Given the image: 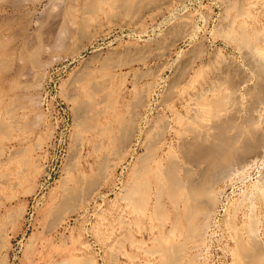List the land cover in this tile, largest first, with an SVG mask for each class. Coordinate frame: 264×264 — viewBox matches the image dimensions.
<instances>
[{
  "label": "rangeland",
  "instance_id": "374dc122",
  "mask_svg": "<svg viewBox=\"0 0 264 264\" xmlns=\"http://www.w3.org/2000/svg\"><path fill=\"white\" fill-rule=\"evenodd\" d=\"M113 1L109 0L108 4L102 8L106 11L103 12L101 9L95 16L94 22L86 23V29H82L83 27L78 25L75 28V22L70 21L68 14L66 15L70 0H0V50H3L0 51V57L4 56L0 64L2 66L0 67V84L2 83L0 103L3 102L0 104L2 106L0 107L2 109L0 111V163L2 162L0 164V230L1 233L4 231L2 238L0 236L2 241L0 264H68L69 260H71L69 264H165L161 257L163 256L161 250L165 248L174 250L180 246L182 248L180 247L179 250L178 262L182 257L180 261L183 262L182 264H245L241 263L242 258L244 260L247 258L239 253V242L242 237L246 240V227L250 223L254 222L259 226L255 235L256 238L258 237L257 242L260 238L259 242L264 245V184L262 183L264 182V155L253 159L243 167H235L226 177L227 179L213 184L217 189L215 193V187L212 186L217 205H214L215 208L210 211V217L199 219L203 225L194 236L187 239L184 231L180 232L181 228L175 225L176 215L182 213L183 204L174 206L170 198H167L164 188L162 195V186L160 185L159 188L155 185L154 178L149 176L146 178L150 183L149 187H153L147 188L146 200L141 201L142 197L137 195L129 197V194L133 187L131 184L134 185L138 174L144 172L142 169L144 167L139 166L144 165L146 160L156 157L154 161L146 163L150 168L145 173L157 166L164 169L167 158L181 159L177 160V163L180 168H183L185 154L183 156V151L182 153L180 151L183 139L181 137H184L186 133V129L183 128L188 127V121L191 123L193 120L191 116L195 110H199L195 103H198L201 98L211 99L214 93L220 92L217 89L222 90L225 85L224 90H228L230 80H238L245 74L249 76V80H252L248 82L249 84L259 82L257 78H254L256 77L254 70L250 69L253 66L252 59L258 62L264 56L262 51L264 48V0H153L155 3L150 0H136L134 3L137 5L134 3L130 5V7H138L135 11L127 10L131 9L128 6V8L125 7L126 9L117 8L113 6ZM146 2L150 4L144 5ZM241 32L251 38L253 48L259 53L256 55L258 57L252 58L250 55L248 58L247 49L243 50V46L235 40ZM3 41H5L4 44L9 42L5 44L6 47L2 44ZM148 45L150 48L147 47ZM257 47L261 50L260 52ZM12 52L14 54H11ZM105 62L121 64L123 68L110 72L109 85H104L102 87H105L104 89L93 92L91 94L93 97L90 95L91 99H89L85 97L77 80L90 69L95 75L93 77L99 80L100 70L98 69ZM230 64L234 66L235 71H239L234 72ZM238 67L239 69H236ZM182 68L188 71L184 72ZM217 71L221 72L223 79ZM230 71H233L232 75ZM227 72L232 78H225ZM229 74L228 77H230ZM2 78H7V82ZM179 78L182 81L178 80ZM256 79L258 81H255ZM223 80L225 85L222 84ZM174 82L178 87L174 86ZM261 83L264 85V82ZM217 84H220V87ZM202 89L205 93L201 92ZM72 90L77 92L72 93ZM238 93L237 103L244 107L248 97L244 94L246 90H240ZM197 95H199L198 98ZM74 96H77L78 100H75ZM83 101L93 104L84 114L79 108ZM263 103L264 90L262 106L257 115L260 118V126L264 125ZM95 108L101 118L103 116L102 119L96 111L94 112ZM109 108L113 110L110 111ZM94 114L96 116L93 117ZM85 115L93 118L90 123L93 125L89 128L83 126V120L87 118ZM125 116L129 119L126 120ZM119 117L129 124L126 121L123 123L116 121L115 118L119 119ZM95 121L99 124H94ZM130 126L135 127L132 133ZM157 128L160 131L159 134ZM126 129H129L130 133ZM121 132L124 134L121 135ZM151 136L155 138L152 137V139ZM123 137L125 140L129 138L132 140H126L127 145L126 143L122 145ZM150 139L156 140L152 142ZM112 140L114 142H111ZM116 142L121 145H117ZM153 143L156 144L155 147ZM149 148L151 150L154 148L153 150L156 149L157 152H153L155 154L150 156ZM14 151L17 154L13 153ZM147 156L151 158L148 159ZM18 165L23 166L21 168ZM201 167L206 168L204 164ZM182 168L180 175L184 178L182 173L184 168ZM73 169L74 172H72ZM78 169L79 172H77ZM98 169L101 170L98 171ZM137 170L139 173L136 172ZM198 171L199 169H194L196 176L199 174ZM82 174L86 176L83 178ZM17 178H19L18 181ZM6 179L7 181H4ZM88 183L93 186L92 189L95 192L87 185ZM62 188L65 192L73 190L71 197L75 196V198L70 197L65 201V192ZM125 197L127 199L133 197V199L130 202V199L127 200ZM158 198H161L159 200L162 202L159 200L158 202ZM134 199L136 201H133ZM142 202L146 209L143 207L144 214L140 207L143 206ZM140 203L142 205H139ZM69 204H72V207L67 206ZM135 204L137 206H134ZM155 204L156 206L164 204L166 207L158 206L163 211L158 209L157 214L155 210L158 207L156 208ZM133 207H135L134 210H132ZM178 209H181V212ZM254 210L255 212H252ZM48 212L53 214L51 220L52 215ZM148 212H151V216ZM153 213L156 216L152 215ZM249 213L257 215L255 217L253 215V219H257L250 220L252 215ZM164 217L166 218L163 219ZM235 217L237 220L231 221ZM156 218L162 219L159 220L162 226ZM56 221H59V225ZM234 221L236 225L233 224ZM173 223L174 225H171ZM55 225L58 226L54 228ZM154 227L156 229H152ZM171 228L174 229L171 231ZM124 230L129 231L126 233ZM258 233L260 236H257ZM178 234L184 235L178 236ZM158 240H161L160 245L157 243ZM167 243L171 245L168 246ZM118 244L120 247L117 246ZM262 245L259 244L260 247ZM261 248L264 250V246ZM26 252L29 253L28 256ZM180 262L178 264H181Z\"/></svg>",
  "mask_w": 264,
  "mask_h": 264
},
{
  "label": "bare ground",
  "instance_id": "6f19581e",
  "mask_svg": "<svg viewBox=\"0 0 264 264\" xmlns=\"http://www.w3.org/2000/svg\"><path fill=\"white\" fill-rule=\"evenodd\" d=\"M15 1V0H14ZM109 1V0H108ZM108 1L107 0H70V6H69V8H68V11H67V13H66V15L68 14V17L70 18V21L72 20L73 22H75V25H74V27L76 26V25H78V26H80V27H83L82 29H86V23H89V24H91L92 22L91 21H93L94 22V18H96L95 16L97 15V13L99 12V11H101V9L106 5V4H108ZM136 0H114L113 1V6H116L117 8L119 7V8H121V7H126V8H131V9H127V10H130V11H135L138 7H134V6H132V7H130V5L132 4V3H134ZM142 1H145V0H142ZM150 1H153V0H150ZM154 1H157V0H154ZM153 1V3H155ZM110 3H112V2H110ZM141 3V2H140ZM144 3V2H143ZM142 3V4H143ZM152 2H151V5L153 4ZM158 3V2H157ZM148 4H150V2L148 3ZM147 4V2L144 4V5H148ZM134 5H137V3L135 4L134 3ZM128 6V7H127ZM1 7V6H0ZM13 7V6H12ZM109 7V6H108ZM111 7H112V5H111ZM236 7V6H235ZM114 8V7H113ZM125 8V9H126ZM132 8H134V9H132ZM234 8V7H233ZM105 9V8H104ZM109 9V8H108ZM115 9V8H114ZM109 10H111V9H109ZM116 10V9H115ZM115 10H114V12H115ZM122 11L124 10V9H121ZM121 10H119V11H121ZM240 10V9H239ZM102 11L104 12V11H106V9L105 10H103L102 9ZM112 11V10H111ZM117 11V10H116ZM113 12V11H112ZM243 12V11H242ZM118 13H120V12H118ZM105 14V13H104ZM108 14V13H107ZM121 14H122V12H121ZM118 15V14H117ZM249 14H247V16H248ZM119 16V15H118ZM68 17H66L67 19H69ZM250 18V17H249ZM2 19V18H1ZM3 20V19H2ZM6 20H7V18H6ZM6 20H5V22H6ZM1 21V20H0ZM89 21V22H88ZM2 22H4V21H2ZM9 22V21H8ZM91 22V23H90ZM72 24V23H71ZM70 24V25H71ZM95 24V23H94ZM171 24V23H170ZM3 25V24H2ZM6 25V24H5ZM9 25V24H8ZM234 25V24H233ZM241 25H243V24H241ZM240 25V26H241ZM7 26V25H6ZM77 26V27H78ZM169 26V25H168ZM242 27V26H241ZM76 28V27H75ZM181 28V27H180ZM179 28V29H180ZM231 29V28H230ZM245 29V28H244ZM243 29V30H244ZM6 30V29H5ZM241 30V29H240ZM2 31V30H1ZM167 31V30H166ZM238 31V30H237ZM80 32V31H79ZM78 32V33H79ZM235 32V31H234ZM240 32V31H239ZM243 32V31H242ZM240 33V34H238L237 36H236V38H235V40L240 44V45H242V46H240V47H242L243 48V50L244 49H247V51H248V54H249V56H248V58L250 57V55H251V57L253 58V57H258V56H256V55H258L259 53H258V51L255 49V48H253V45H252V41H251V38L250 37H248V35H246L245 33ZM167 33H169V32H167ZM181 33V32H180ZM177 34H178V32H177ZM258 34H259V32H258ZM259 35H261V34H259ZM259 35H258V37H259ZM82 36H83V34H82ZM157 37V36H156ZM178 37V36H177ZM180 37V36H179ZM178 37V38H179ZM228 37V36H227ZM258 37H256L257 39H258ZM6 38V37H5ZM255 38V39H256ZM3 39V38H2ZM7 39V38H6ZM9 39H11V38H9ZM163 39V38H162ZM228 39V38H227ZM260 39V38H259ZM12 41V40H11ZM255 41V40H254ZM254 41H253V43H254ZM4 42L5 41H3V43L2 44H4ZM177 42V41H176ZM9 43V42H8ZM7 42L5 43V44H8ZM158 43V42H157ZM161 43V42H160ZM4 44V47H6V45ZM11 44V43H10ZM9 44V45H10ZM30 44V43H29ZM159 44V43H158ZM167 45V44H166ZM2 46V45H1ZM8 46V45H7ZM161 46H163V45H161ZM257 46V45H256ZM3 47V46H2ZM147 47H149L150 48V46L148 45ZM163 47H165V46H163ZM34 48V47H33ZM39 48V47H38ZM258 48V50H259V52L261 51L260 49H259V47H257ZM24 50L26 49V48H23ZM22 49V51H24ZM144 49V48H143ZM146 49V48H145ZM264 49V48H263ZM262 49V51L264 52V50ZM13 50V49H12ZM27 50V49H26ZM0 51H3V50H0ZM9 51V50H8ZM147 51V50H146ZM162 50H160V52H161ZM246 51V50H245ZM36 52V51H35ZM155 52V51H154ZM163 52V51H162ZM1 53H4V52H1ZM10 54V53H9ZM11 54H14L13 52L11 53ZM11 54L9 55V56H11ZM27 53H25V55H26ZM156 54V53H155ZM160 54H162V53H160ZM5 55H7V53H5ZM159 55V54H158ZM13 56V55H12ZM112 56V55H111ZM260 56H262V55H260ZM8 57V56H7ZM161 57V56H160ZM2 58H4V56L2 57H0V64H2L1 63V59ZM9 58V57H8ZM12 58V57H11ZM23 58H24V56H23ZM7 59V58H6ZM28 59H30V58H28ZM258 59V58H257ZM256 59V60H257ZM8 60V59H7ZM23 60V59H22ZM26 61H27V59H25ZM145 60V59H144ZM258 60H260V59H258ZM257 60V61H258ZM3 61H4V59H3ZM29 61V60H28ZM27 61V62H28ZM118 61V60H117ZM252 62V67H251V69L250 70H254L253 72H254V74H255V76L256 77H254V78H257L258 80H259V82H254V83H252V84H249L248 82L251 80H249V76L247 75V76H245L244 74V76H242V77H239V79L238 80H230V82H229V87L227 88L228 90H224V89H226L225 87H226V85H225V83H224V80H223V83L222 84H224L225 85V87L222 89V90H220L219 88L217 89V90H219L220 92H216V93H214L213 94V97H211V99H205V98H201L200 99V101L198 102V103H195L198 107L197 108H199V110L201 111V112H199V110H195V109H193V108H191V109H193V110H195V113H194V111L192 112V116H191V114L189 115V116H191L192 118H193V120H192V122L190 123V121H188V127H186V126H184V127H186V128H183V129H186V133H185V136L184 137H181V138H183L182 139V141H181V139H180V141L182 142L181 143V145H182V147H181V145H180V151H181V153H182V151H183V153H182V155L184 156V154H185V158L183 159L184 161H185V165L184 164H182V165H184L183 166V170H184V172H182V173H184V178H182L181 177V175H180V172H181V168L178 166V163H177V160H181V159H177L176 160V158H175V160H173V159H171V158H167L168 160H167V164L165 165V168L164 169H161V167H158L157 165H159V166H161L160 164H158L157 163V167L155 168V169H150L149 170V172H146L145 173V171H148L147 169L148 168H150V167H148L149 165H147L146 163L147 162H151V160H153L154 161V159L156 158L155 156V158L154 159H150L151 157H149L148 158V156H147V158L148 159H150L149 161L148 160H146L145 162L146 163H144V165H141V166H139V167H144V168H142L143 170H144V172L143 173H140V174H138L139 172H138V170L136 171V172H138L137 174H138V179H136L137 181L135 182V184L134 185H132L131 184V186H133L132 187V189H131V191H130V194H129V197L130 196H133V197H135L136 195L137 196H140V197H142V199H141V201L142 200H144L145 198H146V195H147V188L150 186L149 184L150 183H148L147 182V180H146V178H148V176L149 177H152V178H154V180L156 181V183H155V185H158V187L161 185L162 186V188H161V193H162V195H163V188L165 189L164 191H165V193L168 195V199L170 198V202H172L173 203V205L174 206H177V205H180L179 203H182L183 204V210H182V213H180L179 215L177 214V213H174L175 215H176V222L177 223H175V225H177L179 228H181L179 231L180 232H183L184 231V234H186L184 237L187 239V237L189 238V237H191V236H194L195 235V233L199 230V227L201 226V225H203L202 223H201V220H199L200 218H204V219H207V217L211 214L210 213V211L213 209V208H215V206L214 205H217L216 203L217 202H215V196H214V193H213V189H212V186H214L213 184L214 183H219V182H221V181H223L224 179H227L226 177L229 175V173L235 168V167H243L245 164H247V163H250V162H252V160L253 159H256L257 157H259V156H261V155H264V125L263 126H260V122H259V120H260V118H259V116H257V115H259L258 114V112H259V108H261V101H262V92H263V90H264V85L261 83V82H264V56H263V59H261V61H258V62H256V61H254V59H252L251 60ZM8 62H9V60H8ZM250 62V61H249ZM248 62V63H249ZM103 64V63H102ZM3 65H5V64H3ZM185 65V64H184ZM177 66V65H176ZM229 65L227 64V68L229 69V67H228ZM232 66V64H230V67ZM238 66V65H237ZM0 67H2L1 65H0ZM85 67V66H84ZM122 67V65L121 64H113L112 62L110 63V62H105L103 65H102V67H99L100 69H98V70H100V75H99V80H97L95 77H93V76H95L94 74H93V72L92 71H90V70H92V69H90V70H88V71H84L83 70V72H85L81 77H80V79L79 80H77V82L80 84V86L82 87V89H83V93H84V95H85V97H89L93 92L95 93L96 91H98V89L99 90H101V88L104 86V85H109V83H110V81H111V73L110 72H112V71H114V70H116L117 68L119 69V68H121ZM225 67V66H224ZM224 67H221V68H224ZM11 68V67H10ZM123 68V67H122ZM183 69V68H182ZM224 69H226V68H224ZM235 68H234V66H232V70H234ZM236 69H239V67L238 68H236ZM241 69V68H240ZM249 69V68H248ZM184 70V72L186 71H188V70H185V69H183ZM182 70V71H183ZM231 70V69H230ZM6 71V70H5ZM223 71V70H222ZM228 71V70H227ZM236 71H239V70H236ZM235 70H234V72H236ZM240 71H242V70H240ZM244 71V70H243ZM245 71H247L246 69H245ZM244 71V72H245ZM218 72V71H217ZM231 72V75H232V73H233V71H230ZM248 72V71H247ZM118 73V72H117ZM219 73V72H218ZM221 73V72H220ZM220 73H219V75H220ZM228 73V72H227ZM241 73H243V72H241ZM251 73V72H250ZM16 74V73H15ZM20 74V73H19ZM179 74V73H178ZM226 73H224V75H225ZM229 74V73H228ZM228 74H227V76L225 77V78H232L231 76H230V74H229V76L230 77H228ZM176 75V74H175ZM234 75V74H233ZM236 75V74H235ZM184 76V75H183ZM199 76V75H198ZM239 76V75H238ZM237 76V77H238ZM20 77V76H19ZM171 77H172V75H171ZM185 77V76H184ZM218 77V76H217ZM220 77L222 78V75H220ZM234 77V76H233ZM253 77V76H252ZM21 78H22V76H21ZM182 78V77H181ZM181 78H179L178 80H180ZM219 78V77H218ZM251 78V77H250ZM2 79H5V78H2ZM10 79V78H9ZM13 79V78H12ZM223 79V78H222ZM235 79H236V77H235ZM255 80V81H258V80ZM6 80V82H7V78L5 79ZM18 80V79H17ZM16 80V81H17ZM177 80V81H178ZM221 79H219V81H220ZM13 82H14V79L12 80ZM19 81V80H18ZM180 81H182V80H180ZM179 81V82H180ZM227 81V80H226ZM225 81V82H226ZM252 81V80H251ZM254 81V80H253ZM74 82V81H73ZM72 82V83H73ZM76 82V83H77ZM217 82V81H216ZM215 82V83H216ZM221 82H222V80H221ZM5 83V82H4ZM9 83H10V80H9ZM71 83V84H72ZM181 83V82H180ZM251 83V82H250ZM2 84V83H1ZM0 84V85H1ZM7 84V83H6ZM13 84V83H12ZM12 84H11V88L13 87L12 86ZM174 86H177L176 85V83L174 82ZM177 84H179V83H177ZM221 84V83H220ZM219 84V85H220ZM16 85V84H15ZM73 85H74V83H73ZM72 85V86H73ZM208 85H209V83H208ZM216 85V84H215ZM218 85V84H217ZM218 85V86H219ZM3 86V85H2ZM24 86V85H23ZM71 86V85H70ZM78 87V86H77ZM178 87V86H177ZM209 87H210V85H209ZM220 87V86H219ZM222 87V86H221ZM10 88V87H9ZM8 88V89H9ZM71 88V87H70ZM105 88V87H104ZM104 88H102V89H104ZM110 88V87H109ZM205 88V87H204ZM203 88V89H204ZM7 89V90H8ZM76 89H78V88H76ZM75 89V90H76ZM111 89V88H110ZM109 89V90H110ZM115 89V88H114ZM202 89V90H203ZM205 89H208V88H205ZM213 89V88H212ZM244 89L246 90V93H244L245 95H246V97H247V101H245L244 99V101L245 102H247V103H245V106L244 107H242V105H239L238 103H237V101H238V99H237V93L240 91V90H243L244 91ZM6 90V89H5ZM217 90H215V91H217ZM4 91V90H3ZM20 91V90H19ZM70 91V90H69ZM105 91V90H104ZM107 91V90H106ZM111 91V90H110ZM206 91V90H205ZM212 91V90H211ZM0 92H1V90H0ZM71 92V91H70ZM74 92H77V91H74ZM73 92V90H72V93H74ZM114 92H115V90H114ZM118 92V91H117ZM119 92H120V90H119ZM118 92V93H119ZM202 93L204 92V90L203 91H201ZM5 94H7V92H4ZM72 93H71V96H72ZM205 93V92H204ZM212 93V92H211ZM210 93V94H211ZM5 94H3V95H5ZM109 94H110V92H109ZM111 94H113V92L111 93ZM120 94V93H119ZM199 94V93H198ZM209 94V93H208ZM208 94H206V95H208ZM240 94H241V92H240ZM239 93H238V95L239 96H241ZM66 95V94H65ZM98 95V94H97ZM96 95V97H98ZM105 95V94H104ZM202 95V94H201ZM200 95V96H201ZM204 95V94H203ZM6 96V95H5ZM81 96V95H80ZM83 96V95H82ZM92 97H93V95H91ZM106 96V95H105ZM118 96V95H117ZM168 96V95H167ZM198 96L199 95H197V98H198ZM205 96V95H204ZM244 96V95H243ZM0 97H1V95H0ZM15 97V96H14ZM77 97V96H76ZM75 96H74V99L76 100L77 98H76ZM84 97V96H83ZM101 97H103L102 96V94H101ZM209 97V96H208ZM2 98H6V97H2ZM1 98V99H2ZM16 98V97H15ZM118 98H119V96H118ZM89 99H91V97H89ZM99 99V98H98ZM240 99H241V97H240ZM246 99V98H245ZM3 100V99H2ZM17 100V99H16ZM74 100V101H75ZM78 100V99H77ZM86 100H87V98H86ZM117 100H119V99H117ZM90 101V100H89ZM105 101H107L108 102V100H105ZM198 101V100H197ZM76 102H78V101H76ZM3 103V102H2ZM2 103H0V104H2ZM104 103V102H103ZM109 103V102H108ZM111 103V102H110ZM14 104V103H13ZM96 104H97V102H96ZM99 104V103H98ZM102 104V103H101ZM194 104V103H193ZM192 104V105H193ZM264 104V103H263ZM95 105V104H94ZM106 105V104H105ZM104 105V106H105ZM91 106H93V104L91 105L89 102H85V101H83V102H81L80 103V106H79V108L81 109V111L80 112H83V114L84 113H86V112H88L89 110H90V107ZM98 106V105H97ZM108 106V105H107ZM0 107H2V106H0ZM102 107V106H101ZM111 107V106H110ZM196 107V106H195ZM77 108H78V106H77ZM76 108V109H77ZM99 108V107H98ZM263 108V107H262ZM96 109V108H95ZM108 109V108H107ZM110 109V111L111 110H113L112 108H109ZM122 109V108H121ZM124 109H126V108H124ZM264 109V108H263ZM2 109H0V111H1ZM127 110V109H126ZM96 111V113H98L97 112V109L96 110H94V112ZM101 111V110H100ZM106 111V110H105ZM109 111V110H108ZM109 111V112H110ZM93 112V113H94ZM108 112V113H109ZM6 113V112H5ZM91 113V112H90ZM106 113V112H105ZM4 114V113H3ZM104 114V113H103ZM113 114V113H112ZM6 115V114H5ZM87 115H89V114H87ZM87 115H85L87 118L85 119V120H83L84 122H83V126H84V128H89L91 125H93V124H90L91 123V121H92V119L93 118H88L89 116H87ZM91 115V114H90ZM98 116H100V114L98 113L97 114ZM110 115V114H109ZM94 116H96L95 114L93 115V117ZM197 116H199V118H200V116H201V119H199ZM80 117H82V116H80ZM111 117V116H110ZM179 117H180V115H179ZM178 117V118H179ZM187 117V116H186ZM100 118H101V116H100ZM102 118H103V116H102ZM101 118V119H102ZM125 118H126V116H125ZM124 118V119H125ZM166 118V117H165ZM75 119H77V118H75ZM79 119V118H78ZM123 119V120H124ZM129 118H126V120H128ZM134 119V118H133ZM136 119V118H135ZM181 119H182V117H181ZM189 119V118H188ZM263 119V118H262ZM6 120V119H5ZM115 120L117 121H119V122H121V123H123V122H125L126 120H124V121H122L121 120V118L119 117V119H116L115 118ZM131 120V119H130ZM129 120V121H130ZM160 120V119H159ZM189 120H191V119H189ZM4 121V120H3ZM78 121H80V120H78ZM82 121V120H81ZM103 121V120H102ZM131 121H133V120H131ZM165 121V120H164ZM164 121H163V123H164ZM105 122V121H104ZM127 122V121H126ZM2 123V122H1ZM5 123H7V122H5ZM9 123V122H8ZM82 123V122H81ZM106 123H107V121H106ZM128 123V122H127ZM161 123V122H160ZM166 123V122H165ZM177 123V122H176ZM14 124V123H13ZM94 124H99L98 123V121H97V123H96V121H95V123ZM129 124V123H128ZM6 125V124H5ZM125 125V124H124ZM133 124L131 123V126H132ZM156 125V124H155ZM81 126V125H80ZM130 126V132L132 133L133 132V129H134V131H135V127L133 126V128ZM170 126V125H169ZM169 126H168V128H169ZM94 127V126H93ZM104 127V126H103ZM119 127H124V126H120L119 125ZM1 128V127H0ZM7 128V127H6ZM96 128H98V127H96ZM111 128V127H110ZM165 128V127H164ZM167 128V127H166ZM91 129V128H90ZM100 129V128H99ZM103 129V128H102ZM121 130H124V129H122V128H120ZM141 129V128H140ZM158 129V128H157ZM92 130H94L95 131V129H93L92 128ZM111 130V129H110ZM129 130V129H128ZM128 130L126 129V131L128 132ZM132 130V131H131ZM161 130V129H160ZM2 131V130H1ZM103 131V130H102ZM159 131V129L157 130V132ZM163 131V130H162ZM171 131H172V129H171ZM4 132V131H3ZM90 132V131H89ZM130 132H128V133H130ZM154 132H155V130H154ZM153 131H152V133H154ZM9 133V132H8ZM8 133H7V135H8ZM83 133V132H82ZM81 133V134H82ZM85 133V132H84ZM105 133V132H104ZM122 134L121 135H123L124 133H126L125 131H124V133L123 132H121ZM156 133V132H155ZM160 133V131L158 132V134ZM165 133V132H164ZM89 134V133H88ZM112 136H113V134L112 133H110ZM127 134V133H126ZM134 134V133H133ZM10 135V134H9ZM97 135V134H96ZM154 135V134H153ZM110 137L111 139L113 138V137ZM120 136V135H119ZM126 136V135H125ZM124 136V137H125ZM158 136V135H157ZM160 136V135H159ZM165 136V135H164ZM178 136H181V135H178ZM6 137V136H5ZM79 137H81V135L79 136ZM103 137V136H102ZM124 137H123V140L121 139V142L122 141H124V143L122 144V145H124L125 143H126V140L124 139ZM133 137V135L131 134V138ZM155 138V136H151V138ZM116 138H118V137H116ZM120 138H122L121 136H120ZM120 138H118L119 140H120ZM126 138V137H125ZM152 138V139H153ZM162 138H163V136H162ZM115 139V138H114ZM113 139V140H114ZM130 139V138H129ZM128 139V140H129ZM152 139H150V141H152ZM156 139H158L157 137H156ZM155 139V140H156ZM160 139V138H159ZM111 141V142H114V141ZM119 140H117V141H119ZM127 140V141H128ZM130 140H132V139H130ZM155 140H153L152 142H154ZM7 141V140H6ZM179 141V142H180ZM79 142H81V141H79ZM120 142V141H119ZM120 142V143H121ZM131 142V141H130ZM147 142V141H146ZM145 142V143H146ZM157 142V141H156ZM162 142V141H161ZM119 143V144H120ZM132 143V142H131ZM151 143V142H150ZM159 143H160V141H159ZM158 143V144H159ZM172 143V142H171ZM116 144H117V142H116ZM115 144V145H116ZM119 144H117V145H119ZM149 144V143H148ZM147 144V145H148ZM152 144V143H151ZM154 144V143H153ZM162 144V143H161ZM110 145L112 146V144L110 143ZM121 145V144H120ZM125 145H127V143L125 144ZM145 145V144H144ZM164 145V144H163ZM78 146V145H77ZM153 146V145H152ZM156 146V144H154V147ZM79 147V146H78ZM83 147V146H82ZM126 147V146H125ZM146 148V147H145ZM152 148V147H151ZM163 148V147H162ZM168 148V147H167ZM15 149V148H14ZM77 149V148H76ZM118 149V148H117ZM150 149V148H149ZM154 149V148H153ZM148 150L149 152H150V156L152 155L153 156V154H155V153H153V152H155L156 151V149L155 150ZM95 150H97V149H95ZM115 150V149H114ZM146 150H147V148H146ZM158 150V149H157ZM11 151V150H10ZM13 151V150H12ZM162 151V150H161ZM164 151V150H163ZM2 152V151H1ZM18 152H20V151H18ZM157 152V151H156ZM3 153V152H2ZM2 153H1V155H2ZM10 153V152H9ZM13 153H16L17 154V152L16 151H14ZM173 153H174V150H173ZM173 153H172V155H173ZM18 154H20V153H18ZM160 154V153H159ZM178 154V153H177ZM9 155V154H8ZM146 155V154H145ZM163 155V154H162ZM181 155V154H180ZM157 156V155H156ZM177 156V155H176ZM15 157V156H14ZM13 157V158H14ZM172 157V156H171ZM146 158V159H147ZM163 158V157H162ZM181 158V157H180ZM105 159V158H104ZM141 159V158H140ZM261 159V158H260ZM13 160V159H12ZM17 160V159H16ZM142 160H144V159H142ZM165 160V159H164ZM104 161V160H103ZM13 162V161H12ZM140 162H142L141 160H140ZM165 162V161H164ZM2 163V162H1ZM0 163V164H1ZM6 162H4V164H5ZM16 163H18V162H16ZM74 163V162H73ZM181 163V162H180ZM19 164V163H18ZM21 164V163H20ZM25 164V163H24ZM76 164V163H75ZM102 164V163H101ZM141 164V163H140ZM205 165V169H203L201 166L202 165ZM77 165V164H76ZM75 165V166H76ZM99 165V164H98ZM111 165V164H110ZM147 165V166H146ZM19 167L21 166V165H18ZM23 166V165H22ZM22 166H21V168H22ZM71 166L72 167H74L72 164H71ZM138 166V165H137ZM151 166V165H150ZM106 166H104V168H105ZM146 167V168H145ZM6 168V167H5ZM76 168H78L77 166H76ZM163 168V167H162ZM199 169V171H198V177L194 174V169ZM72 169V168H71ZM137 169H138V167H137ZM41 170V169H40ZM101 170V169H100ZM99 169H98V171H100ZM182 170V171H183ZM104 171V170H103ZM140 171V170H139ZM72 172H74V169H73V171ZM77 172H79V169H78V171ZM196 172H197V170H196ZM195 172V173H196ZM19 173V172H18ZM101 173V172H100ZM107 173H108V171H107ZM233 173V172H232ZM79 174V173H78ZM197 174V173H196ZM2 175V174H1ZM6 175V174H5ZM83 175V178H84V176H86V174L84 175V174H82ZM81 175V176H82ZM102 175V174H101ZM100 175V176H101ZM69 176H71V175H69ZM80 176V177H81ZM99 176V175H98ZM11 177V176H10ZM262 177V176H261ZM20 178V177H19ZM19 178H17V181L19 180ZM22 178V177H21ZM26 178V177H25ZM73 178V177H72ZM200 179V180H199ZM21 180V179H20ZM63 180V179H62ZM71 180V179H70ZM82 180V179H81ZM85 180H86V177H85ZM85 180H84V182H85ZM89 180V179H88ZM92 180V179H91ZM91 180H90V183H91ZM4 181H7V179L6 180H4ZM64 182L66 181V180H63ZM72 181V180H71ZM70 181V182H71ZM76 181H77V179H76ZM87 181V180H86ZM97 181V180H96ZM148 181H149V179H148ZM154 181V182H155ZM75 182V181H74ZM98 182V181H97ZM150 182V181H149ZM34 183V182H33ZM32 183V184H33ZM263 184H264V182H262ZM31 184V183H30ZM97 184V183H96ZM95 184V185H96ZM99 184V183H98ZM101 184V183H100ZM262 184V185H263ZM65 185V184H64ZM67 185V184H66ZM76 184H74V186H75ZM87 185H89V183L87 184ZM86 185V186H87ZM1 186V185H0ZM13 186H15V185H13ZM13 186H12V188H13ZM61 186H62V184H61ZM77 186V185H76ZM90 186V185H89ZM89 186H87V187H89ZM152 186V185H151ZM29 187H30V185H29ZM63 187V186H62ZM66 187V186H65ZM64 187V188H65ZM83 187V186H82ZM91 187V190H93L92 188H93V186H90ZM95 187V186H94ZM96 187H97V189H99V187H98V185H96ZM130 187V186H129ZM215 187V186H214ZM213 187V188H214ZM31 188V187H30ZM64 188H62V189H64ZM67 188V187H66ZM65 188V189H66ZM81 188V187H80ZM84 188V187H83ZM149 188H153V187H149ZM160 188V187H159ZM65 189L63 190L64 192H65ZM88 189H90V188H88ZM97 189H96V191H97ZM128 189V188H127ZM157 190H158V188H156ZM32 190V189H31ZM215 190H217L216 189V187H215V189H214V191ZM263 190V189H262ZM34 191V190H33ZM62 191V192H63ZM79 191V190H78ZM87 191V190H86ZM89 191V190H88ZM94 191V190H93ZM129 191V190H128ZM153 191V190H152ZM30 192V191H29ZM60 192V191H59ZM75 192V191H74ZM80 192V191H79ZM95 192V191H94ZM127 192V191H126ZM262 192V191H261ZM28 193V192H27ZM56 193V192H55ZM61 193V192H60ZM129 193V192H128ZM127 193V194H128ZM160 193V192H159ZM215 193H216V191H215ZM249 193V192H248ZM64 194V193H63ZM62 194V195H63ZM85 194V193H84ZM87 194V193H86ZM61 195V194H60ZM73 195V190H69V191H66L65 192V201H67L68 199H70V197ZM82 195V194H81ZM150 195H151V193H150ZM166 195V196H167ZM217 195H218V191H217ZM216 195V196H217ZM57 196H58V193H57ZM56 196V197H57ZM76 196H77V194H76ZM94 196V195H93ZM96 196V195H95ZM128 196V195H127ZM126 196V197H127ZM148 196V195H147ZM158 196V195H157ZM258 196V195H257ZM61 197V196H60ZM78 197H80V196H78ZM125 197V199H127ZM133 197H132V199H133ZM151 197V196H150ZM72 198V197H71ZM74 198H75V196H74ZM74 198H72V199H74ZM81 198V197H80ZM91 198V197H90ZM252 198V197H251ZM256 198V197H255ZM254 198V199H255ZM76 199H77V197H76ZM128 199H130L129 201L131 202L132 201V199L131 198H128ZM127 199V200H128ZM153 199V198H152ZM159 199H161V198H158L157 199V201L159 200ZM146 200V199H145ZM166 200V199H165ZM8 201V200H7ZM58 201V200H57ZM72 201V200H71ZM86 201H89V200H86ZM133 201H136L135 199L133 200ZM154 201V200H153ZM159 201H161V200H159ZM158 201V202H159ZM251 201V200H250ZM83 202V201H82ZM128 202V201H127ZM147 201H145V203H146ZM152 202V201H151ZM156 202V201H155ZM157 202V203H158ZM162 202V201H161ZM60 203V202H59ZM136 203V202H135ZM164 203V202H163ZM241 203V202H240ZM53 204H55V203H53ZM66 204V203H65ZM65 204H64V207H65ZM68 204V203H67ZM75 204V203H74ZM142 204H143V202H142ZM141 203L139 204V205H142ZM56 205V204H55ZM60 205H61V203H60ZM72 205V204H71ZM70 204L69 205H67V206H71ZM132 205V204H131ZM150 205H152V204H150ZM172 205V206H173ZM246 205V204H245ZM62 206H63V204H62ZM129 206V205H128ZM134 206H137L136 204L134 205ZM160 207V206H164V204L162 205H157L156 206V204H155V207L157 208V207ZM264 206V205H263ZM0 207H1V205H0ZM58 207H59V205H58ZM72 207V206H71ZM141 207V212H142V210H143V207H144V204H143V206H140ZM157 208V210H155L156 212L158 211V209L160 210V208ZM164 207H166V205L164 206ZM239 207H242V206H239ZM50 208V207H49ZM48 208V209H49ZM55 208V207H54ZM67 208V207H66ZM69 208V207H68ZM156 208H154V209H156ZM163 207H161V209H162ZM168 208V207H167ZM51 209V208H50ZM49 209V210H50ZM135 209V207H133V209L132 210H134ZM144 209H145V207H144ZM168 209H170V208H168ZM240 209V208H239ZM56 210V209H55ZM137 210V209H136ZM140 209L138 208V211H139ZM146 210V209H145ZM174 210H176V209H174ZM179 210V209H178ZM236 210H238V209H236ZM235 210V211H236ZM1 211V210H0ZM52 211H54V210H52ZM57 211H58V209H57ZM57 211H56V213H57ZM160 211H163V210H160ZM180 212H181V209L179 210ZM240 211V210H239ZM238 211V212H239ZM22 212V211H21ZM55 212V211H54ZM70 212V211H69ZM144 212V211H143ZM142 212V213H143ZM166 212V211H165ZM169 212H170V210H169ZM168 212V213H169ZM174 212V211H173ZM237 212V211H236ZM235 212V213H236ZM252 212H255V210L254 211H252ZM251 212V213H252ZM51 213V212H50ZM49 212H48V214H50ZM134 213H137V212H134ZM134 213H132V214H134ZM141 213V214H142ZM149 213V212H148ZM151 213V212H150ZM150 213H149V215H150ZM159 212H157V214H158ZM167 213V215H169ZM234 213V214H235ZM251 213H249V214H251ZM12 214V213H11ZM144 214V213H143ZM163 214H164V212H163ZM50 215H52V216H50L51 218H50V220L52 219V217H53V214H50ZM63 215V214H62ZM131 215V214H130ZM130 215H129V217H130ZM138 215V214H137ZM152 215H155L156 216V214H152ZM162 215V214H161ZM164 215H166V214H164ZM164 215H162V216H164ZM237 215V214H236ZM252 215V214H251ZM254 215V214H253ZM253 215H252V218H250V220H252L253 219ZM49 216V215H48ZM133 216V215H132ZM139 216V215H138ZM142 216V215H141ZM144 216V215H143ZM142 216V217H143ZM151 216V215H150ZM247 216V215H246ZM255 216H257V215H254V217ZM14 217V216H13ZM21 217V216H20ZM158 217V216H157ZM210 217V216H209ZM16 218V217H15ZM54 218H55V216H54ZM132 218V217H131ZM148 218H150V217H148ZM166 217H164L163 219H165ZM168 218V217H167ZM248 218H249V215H248ZM57 219H59L58 217H57ZM122 219V218H121ZM155 219V218H154ZM156 219H158V218H156ZM234 219H236V217L235 218H232L231 219V221L232 220H234ZM257 218H255V219H253V220H256ZM11 220V219H10ZM61 220V219H60ZM159 220H162V219H158L157 220V222L159 221ZM166 220H168V219H166ZM203 220V219H202ZM208 220H210V219H208ZM237 220V219H236ZM250 220H248V221H250ZM62 221H63V219H62ZM123 221V220H122ZM144 221V220H143ZM246 221V220H245ZM48 222V221H47ZM55 222V221H54ZM57 222V221H56ZM67 222V221H66ZM120 222V221H119ZM123 222H125V221H123ZM122 222V223H123ZM134 222V221H133ZM132 222V223H133ZM151 222H152V220H151ZM163 222H164V220H163ZM167 222V221H166ZM244 222V221H243ZM253 222V221H252ZM262 222V221H261ZM52 223H53V221H52ZM59 223V221L57 222V224ZM62 223V222H61ZM60 223V224H61ZM121 223V222H120ZM119 223V225H121ZM159 223H160V225H161V222L159 221ZM203 223H204V221H203ZM236 223V221H234V223L233 224H235ZM258 223V222H257ZM9 223H7V225H8ZM50 225H51V223H49ZM54 224V223H53ZM126 224V223H125ZM136 224H138V223H136ZM136 224H135V226H136ZM158 224V223H157ZM163 224V223H162ZM169 224V223H168ZM232 224V223H231ZM1 225V224H0ZM59 225V224H58ZM58 225H55V226H53L54 228L56 227V226H58ZM129 225V224H128ZM143 225V224H142ZM164 225V224H163ZM171 225H174V223L173 224H171ZM205 225V224H204ZM208 225H209V222H208ZM236 225V224H235ZM244 225V224H243ZM248 225V224H247ZM260 225V224H259ZM48 226V225H47ZM46 226V227H47ZM101 226V225H100ZM162 226V225H161ZM256 226L257 225H255V223L253 222V223H250V225H248L247 227H246V235H247V238H246V240H244V238L242 237L241 238V241L239 242L240 244V254L242 255V257H245V258H247L248 259V261H247V259L246 260H244V258H242V261L243 262H241V263H247V264H264V250H263V248H261V247H263L264 245H262V243L261 242H259V239H258V242H257V238H256V235L255 234H257L256 233V231H257V229H259V226H257L258 228H256ZM119 227V226H118ZM128 227V226H127ZM134 227V226H133ZM138 228H139V226H137ZM143 227V226H142ZM205 227H206V225H205ZM238 227V226H237ZM135 228V227H134ZM152 229H156L155 227L154 228H152ZM160 229H162V228H160ZM172 229H174V228H171V231H172ZM208 229V228H207ZM236 229V228H235ZM48 230H49V228H48ZM139 230V229H138ZM140 230H141V228H140ZM177 230V228L175 229V231ZM234 230V229H233ZM264 230V229H263ZM55 231V230H54ZM114 231V230H113ZM113 231H111L112 233H113ZM125 232H126V230H124ZM129 231V230H128ZM128 231L126 232V233H128ZM169 231H170V229H169ZM170 231V232H171ZM242 231V230H241ZM245 231V230H244ZM260 230H258V232H259ZM4 232V231H3ZM2 232V233H3ZM52 232V231H51ZM131 232V231H130ZM129 232V233H130ZM240 232V231H239ZM239 232H236V233H239ZM0 233H1V230H0ZM2 233H1V238H2ZM49 233V232H48ZM202 233V232H201ZM160 234V233H159ZM173 234V233H172ZM174 234H176V233H174ZM183 234V235H184ZM203 235H204V233H202ZM201 234V235H202ZM235 234V233H234ZM241 234V236H243L242 234V232L240 233ZM240 234H239V236H240ZM130 235V234H129ZM179 235H182V234H178V236ZM182 235V236H183ZM236 235H238V234H236ZM257 236H260L259 235V233H258V235ZM169 237V236H168ZM33 238H36V237H33ZM120 238H122V237H120ZM130 238V237H129ZM177 238V237H176ZM128 239V238H127ZM127 239H125V240H127ZM133 239V238H132ZM132 239H131V243H133L132 242ZM200 239V238H199ZM38 240V239H37ZM51 240V239H50ZM122 240H124V238L122 239ZM121 240V241H122ZM171 240V239H170ZM177 240H178V238H177ZM189 240V239H188ZM234 240V239H233ZM32 241V240H31ZM154 241V240H153ZM159 241V240H158ZM161 241V240H160ZM160 241L159 242H157L159 245H160ZM184 241V240H183ZM187 241V240H186ZM261 241V240H260ZM2 241H0V243H1ZM44 242V241H43ZM52 242V241H51ZM50 242V243H51ZM129 242H130V240H129ZM128 242V243H129ZM140 242V241H139ZM164 242V241H163ZM167 242V241H166ZM175 242V241H174ZM177 242V241H176ZM36 243V242H35ZM124 243H125V241H124ZM162 243V242H161ZM180 243H181V241H180ZM192 243V242H191ZM52 244V243H51ZM121 244H123V243H121ZM120 244V245H121ZM136 244V243H135ZM134 244V245H135ZM169 243H167V245H168ZM171 244H173V242L171 243ZM170 244V245H171ZM184 244V243H183ZM259 244H261L262 246L260 247L259 246ZM264 244V243H263ZM1 245V244H0ZM34 245V244H33ZM132 245V244H131ZM138 245H139V243H138ZM143 245H145L144 243H143ZM142 245V246H143ZM170 245H168V246H170ZM185 245H187V243H185ZM189 245V244H188ZM197 245V244H196ZM238 245V244H237ZM2 246V245H1ZM117 246H119V244L117 245ZM140 246H141V243H140ZM166 246V245H165ZM177 246H178V244H177ZM30 247H31V245H30ZM35 247V246H34ZM34 247H33V249H34ZM120 247V246H119ZM181 247V246H180ZM180 247H177L176 249H174V250H172V249H169V248H165V249H162L161 250V253L163 254V256L161 255V257L163 258V261H164V263L165 264H178L180 261H181V259H182V257H180L181 259H180V261L178 262V259H179V250H180ZM184 247V246H183ZM235 247H237V246H235ZM1 248V247H0ZM49 248L51 249V246L49 245ZM182 248V247H181ZM185 248H186V246H185ZM2 249V248H1ZM49 249V250H50ZM119 249V248H118ZM153 249V248H152ZM152 249H150V250H152ZM154 249H156V248H154ZM159 249H161V248H159ZM158 249V250H159ZM4 250V249H3ZM139 250V249H138ZM137 250V251H138ZM183 250V249H182ZM186 249H184V251H185ZM238 250V249H237ZM33 251V250H32ZM142 251V250H141ZM146 251H148L149 252V250H146ZM239 251V250H238ZM0 252H2V251H0ZM29 252H31V251H29ZM144 252V254H146L145 253V250L143 251ZM155 252V251H154ZM26 254H27V252H26ZM61 254V253H60ZM152 254H153V251H152ZM29 255V253L27 254V256ZM150 255V254H149ZM159 255V254H158ZM240 255V256H241ZM182 256V255H181ZM186 256V255H185ZM54 257V256H53ZM59 257V256H58ZM128 257V256H127ZM130 257V256H129ZM160 257V258H161ZM237 257V256H236ZM30 258H31V254H30ZM33 258V257H32ZM66 258V257H65ZM132 258H133V256H132ZM53 259V258H52ZM65 260V259H64ZM134 260H136V258H134ZM28 261H30V260H28ZM54 261V260H53ZM55 261H57V259L55 260ZM62 261V260H61ZM70 262H71V260H69ZM240 261H241V259H240ZM244 261H247V262H244ZM67 262H68V260H67ZM69 262V263H70ZM178 262V263H177ZM56 263H58V262H56ZM68 263V264H69ZM73 263V262H72ZM181 263V262H180ZM183 263V262H182ZM181 263V264H182ZM66 264V263H65ZM161 264V263H160ZM238 264V263H237Z\"/></svg>",
  "mask_w": 264,
  "mask_h": 264
}]
</instances>
